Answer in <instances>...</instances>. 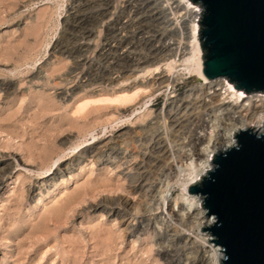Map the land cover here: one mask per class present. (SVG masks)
<instances>
[{"label": "rangeland", "instance_id": "obj_1", "mask_svg": "<svg viewBox=\"0 0 264 264\" xmlns=\"http://www.w3.org/2000/svg\"><path fill=\"white\" fill-rule=\"evenodd\" d=\"M192 19L176 0H0V264L208 256L183 191L220 107L173 122L201 94L186 67ZM137 88L131 105L95 102ZM221 111L219 139L234 119ZM128 201L144 207L125 234Z\"/></svg>", "mask_w": 264, "mask_h": 264}, {"label": "water", "instance_id": "obj_2", "mask_svg": "<svg viewBox=\"0 0 264 264\" xmlns=\"http://www.w3.org/2000/svg\"><path fill=\"white\" fill-rule=\"evenodd\" d=\"M202 7L203 74L226 77L244 93L264 92V0H190ZM237 142L213 156L214 168L189 194L202 198L215 222L221 264H264V128L240 130ZM221 251V250H220Z\"/></svg>", "mask_w": 264, "mask_h": 264}, {"label": "bare ground", "instance_id": "obj_3", "mask_svg": "<svg viewBox=\"0 0 264 264\" xmlns=\"http://www.w3.org/2000/svg\"><path fill=\"white\" fill-rule=\"evenodd\" d=\"M176 1L183 5L184 9H186L193 17L191 25L188 28V48L190 51V57L186 67L190 74H193L200 79L202 84L200 87H198V91L199 93L201 92V94L197 95L194 99L197 104L194 112L190 114L189 117H186V119H178L177 117H174V125L176 128H179L178 131L184 130L189 122H195L198 119V116H200L202 113L209 112L214 108L220 107L219 110L214 112L215 117L211 120L212 125L210 135L206 141H201V152L204 155L198 154L199 158L197 161L192 160L186 165V171L188 172L190 179L184 184V206L186 207L185 210L188 214L193 211L199 212L198 216H200L201 220L198 223L197 228L201 231V228L212 226V224L215 222V217L214 214L207 215L209 210L203 209L202 198L198 194H189L187 189L190 185L199 182L205 176L207 171L214 168L213 156L215 154L236 144L237 138L235 135L238 134L240 130H263L264 92H250L247 94L244 93L243 90H237L226 77H218L215 79L206 78V76L203 74V50L201 48V42L199 39L202 7L200 5L193 4L190 0ZM174 63V61L166 63V67L170 72L175 69L174 65L176 64ZM160 68V66L154 68L153 73H158ZM145 92H147V89L137 88L133 92H124L115 97H106L96 100L95 102H112L118 103L122 106H128L133 104L138 98H140L141 94ZM90 102L87 101L83 103L80 106V110L83 111L87 106H89ZM214 105L216 106L213 107ZM223 107L226 108L222 110ZM218 111H221L222 113L226 111L234 115L232 123L224 130V136L221 139L217 138V130L220 127V116L217 114ZM166 156L168 155L166 154ZM163 168L164 167L161 166L159 171H163ZM147 187H142L140 190L138 189L141 194V200L143 199L148 201L150 198L151 187ZM161 199L165 200L164 192L161 194ZM143 207L144 205L141 201L135 203L128 201L125 203V208H127L130 214H123L121 212L118 215L121 226L124 227L125 234H127L130 229L136 225L137 219L143 211ZM168 213L170 214L169 208ZM204 232L206 234H203ZM204 232H201L204 236L203 240L205 243H207L206 245L210 250L208 252V256L202 259L200 264H221L224 255L221 246L219 244L215 245V242L210 241L211 239H214L212 232Z\"/></svg>", "mask_w": 264, "mask_h": 264}]
</instances>
